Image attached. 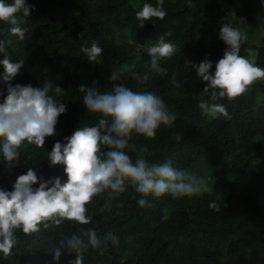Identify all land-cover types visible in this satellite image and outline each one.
<instances>
[{
    "label": "trees",
    "instance_id": "obj_1",
    "mask_svg": "<svg viewBox=\"0 0 264 264\" xmlns=\"http://www.w3.org/2000/svg\"><path fill=\"white\" fill-rule=\"evenodd\" d=\"M25 2L32 7L27 17L18 15L26 30L24 40L10 34L12 25L0 21V41L5 42L9 59L24 60L11 83L33 87L48 83L49 94L63 102L66 111L58 117L56 134L46 138L44 148L27 143L21 147L15 167L9 169L0 153V188L10 191L16 177L29 168L46 180L59 177L63 182L64 166L50 167L47 152L76 127L98 121V114L89 113L82 104L78 86L96 81L101 92L111 91L114 82L109 76L124 65L130 71L118 83L133 91H154L175 115L154 138L134 134L128 154L133 161L138 157L153 164L170 161L205 183L201 193L192 197L150 195L143 207L137 203L138 196L132 198L130 186L111 200L101 194L86 205L89 224L48 221L47 227L41 224L32 234L16 230L13 255L4 259L0 254V264H69L74 255L62 249L59 261H54L52 250L65 237L88 229L95 231L101 244L84 252L83 264H264V80L231 102L218 99L216 103L224 105L231 118H212L199 108L201 100H211L203 92L205 82L191 67V62L206 57L214 71L226 47L219 29L231 24L247 36L239 55L264 68L261 0H164L165 18H152L143 27H138L135 12L146 2L155 6L157 0ZM161 37L175 44L176 52L160 62L167 73L154 75L147 48ZM93 43L102 53L90 62L81 48ZM56 86L62 94L55 93ZM5 94L6 85L0 83V102ZM196 164L202 173L194 170ZM213 202L219 212L209 207ZM110 233L119 238L117 245L107 239Z\"/></svg>",
    "mask_w": 264,
    "mask_h": 264
},
{
    "label": "clouds",
    "instance_id": "obj_2",
    "mask_svg": "<svg viewBox=\"0 0 264 264\" xmlns=\"http://www.w3.org/2000/svg\"><path fill=\"white\" fill-rule=\"evenodd\" d=\"M261 2L264 6V0ZM163 4L164 0H157L155 6L144 3L135 12L138 27H143L152 18L164 19L167 13ZM31 7L25 0H11L10 3L0 0V21L12 25L10 34L21 41L25 39L26 30L20 26L18 15L27 17ZM165 35L171 36L172 33ZM219 38L226 47L223 56L215 62L214 71L211 70L213 62L206 57L198 63L191 62V67L205 82L203 92L211 100V103L199 102L202 113L212 118L223 116L230 119L226 107L216 101L227 98L231 102L246 93L250 86L264 80V68L256 66L254 59L239 55L247 36L238 28L222 24ZM6 43L10 45L12 41ZM81 51L90 62H94L101 55L102 48L93 43ZM175 52L176 45L165 42L163 37L148 47L152 74H166L167 69L161 67L160 62L171 58ZM0 53H4V58L0 59L3 68L0 83L6 85V94L0 102V153L11 169L16 166L25 143L44 148L46 138L56 134L58 117L65 113L66 105L49 94L50 87L46 82L42 87L12 84L11 81L20 74L24 60L11 61L4 41H0ZM129 71L130 68L124 65L109 76L114 82L111 91L101 92L96 81L92 86L83 83L78 86L83 93L82 104L89 113L98 114V121L93 126L76 127L70 136L63 138V142H54L51 151L47 152L50 167L64 166L66 179L63 182L59 177L46 180L29 168L16 177L10 191L0 188V254L4 259L13 255L16 230L25 235L32 234L39 231L41 224L47 227L48 221L56 225L65 220L89 224L91 217L87 215L86 205L101 194L111 200L130 186L135 194L132 198L138 196L137 203L143 207L150 195L159 199L166 194L183 198L201 193L205 181L190 170L176 169L170 161L153 164L143 157L133 161L126 151L134 134L154 138L161 125H170L175 120V115L154 91H133L117 82ZM131 74L136 77L135 72ZM54 91L58 95L63 92L59 86ZM180 138L179 135L176 137L177 140ZM37 184L38 187H34ZM209 207L220 211L217 202L210 203ZM107 239L113 245L119 243L115 234H108ZM100 244L93 229L82 235L72 234L52 250L53 260L59 261L63 249L74 255L69 264H83L84 252Z\"/></svg>",
    "mask_w": 264,
    "mask_h": 264
},
{
    "label": "rangeland",
    "instance_id": "obj_3",
    "mask_svg": "<svg viewBox=\"0 0 264 264\" xmlns=\"http://www.w3.org/2000/svg\"><path fill=\"white\" fill-rule=\"evenodd\" d=\"M199 163H200V162H199ZM199 163H198V164H199ZM194 170H196V171L199 170V172L202 173L201 165H200V166H197V164H196V169H194ZM200 170H201V171H200Z\"/></svg>",
    "mask_w": 264,
    "mask_h": 264
}]
</instances>
